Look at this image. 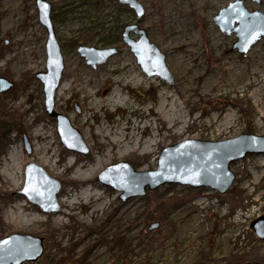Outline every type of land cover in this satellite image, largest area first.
I'll return each instance as SVG.
<instances>
[{
	"label": "rangeland",
	"instance_id": "1",
	"mask_svg": "<svg viewBox=\"0 0 264 264\" xmlns=\"http://www.w3.org/2000/svg\"><path fill=\"white\" fill-rule=\"evenodd\" d=\"M44 1L51 7L64 63L61 82L66 83L65 95L55 94L54 111L68 119L88 153L65 149L55 120L44 111L42 86L34 75L45 71L47 33L35 0H0V77L14 84L0 93V239L19 234L43 240L41 257L24 264H264V238L251 229L264 218V155L231 164L235 178L221 196L165 185L122 203L118 192L97 181L116 163L125 162L136 172L155 170L161 149L181 141L264 137V38L238 54L231 50L234 34H223L212 20L234 0H136L144 10L139 19L116 0ZM243 6L264 12V0H246ZM131 24L145 30L165 55L172 84L142 73L121 42L124 27ZM79 46L115 48L117 54L93 70L79 56ZM132 71L140 75L136 84ZM169 94L172 99L165 98ZM162 104L172 108V116L166 107L159 110ZM119 123L127 124L130 146L107 143L104 131L112 135ZM17 156L21 167L12 179ZM102 158L105 162L89 173ZM29 163L60 183L58 213L44 214L16 194ZM87 190L100 199L96 204L79 201ZM65 201L75 202L69 211ZM22 211L38 221H17ZM153 223L158 228L148 230Z\"/></svg>",
	"mask_w": 264,
	"mask_h": 264
},
{
	"label": "water",
	"instance_id": "2",
	"mask_svg": "<svg viewBox=\"0 0 264 264\" xmlns=\"http://www.w3.org/2000/svg\"><path fill=\"white\" fill-rule=\"evenodd\" d=\"M127 6L139 19L144 10L136 0H116ZM246 0H234L213 17L220 32L236 41L231 50L244 55L252 46L264 38V12H248L243 6ZM259 4L263 0H251ZM46 5V7H45ZM37 17L47 33L45 71L34 75L42 86L43 106L48 117L56 123V133L61 145L70 152L86 155L88 149L79 133L70 125L68 119L54 111L55 94L60 86L64 70L60 46L55 38L50 20V5L44 0H35ZM134 35L136 39L130 37ZM121 42L127 46L142 73L147 77H157L167 84L173 77L165 65V55L149 41L146 31L136 24L127 25L121 33ZM77 52L85 60L86 66L95 70L109 58L117 54L115 48L97 50L79 46ZM14 84L0 77V93L13 88ZM24 149L31 153L30 145L23 138ZM251 155H264V137L241 134L235 138L208 142L186 140L161 149L155 170L136 172L129 164L122 162L106 167L97 176V181L119 193L122 203L143 197L146 191H153L165 185H178L192 190L209 189L218 195H225L234 181L231 164ZM24 181L16 194L23 196L30 204L37 206L44 214L58 213L57 196L61 185L50 178L37 164L24 167ZM158 228L153 223L148 230ZM251 229L257 238H264V218L255 220ZM42 239L30 235L11 234L0 239V264H24L36 262L43 253ZM246 264H259L249 262Z\"/></svg>",
	"mask_w": 264,
	"mask_h": 264
},
{
	"label": "bare ground",
	"instance_id": "3",
	"mask_svg": "<svg viewBox=\"0 0 264 264\" xmlns=\"http://www.w3.org/2000/svg\"><path fill=\"white\" fill-rule=\"evenodd\" d=\"M169 22H170V20H169ZM165 25L167 24V22H163ZM181 47H182V49H183V51H185L186 49L184 48V45H181ZM182 52V51H181ZM130 77L132 78V80L134 81L133 83L134 84H136L137 82H139V79H140V75L139 74H135L133 71H132V73H131V75H130ZM263 83V82H262ZM66 85V83L64 82V81H62L61 83H60V86H59V88H58V96H59V98H62L64 95H65V93H66V89H65V86ZM93 90V89H92ZM90 92H91V89L89 90ZM192 92V91H191ZM114 93V92H113ZM80 94H81V92H80ZM117 95H118V93H117ZM116 95V96H117ZM89 97V96H88ZM115 97V96H114ZM118 97H121V95H118ZM165 98H169V99H172V96L169 94V95H167ZM118 99V98H117ZM120 99V98H119ZM168 99V100H169ZM187 99H189V98H187ZM112 100V99H111ZM164 100V99H163ZM92 101V100H91ZM118 102V101H117ZM165 102V101H164ZM163 102V103H164ZM170 103H173V102H170ZM167 104V103H166ZM90 105V104H89ZM95 105H97V103H95ZM161 107H162V109H164V107H166V108H168V112H167V114H169L170 116H172V114H170V112L171 111H173L172 110V108H170L169 106H164V104H162L160 107H159V110L161 111ZM263 109H264V106H262V108H261V111L263 112ZM90 111V110H89ZM91 111H92V109H91ZM167 111V110H166ZM140 112H141V110H140ZM163 115V114H162ZM169 116V117H170ZM143 120V119H142ZM176 121V120H175ZM174 121V122H175ZM85 123V122H84ZM126 123H119V125L117 126V130L115 131V132H113V134L112 135H105V131H104V136H106V139H107V143L109 144V145H111V146H120V148H123V145L122 144H124V145H126V146H130V144H129V142H128V138H127V135L125 134L126 132H127V129L128 128H126ZM133 126V125H132ZM178 127V126H177ZM138 128H139V126L137 125V126H134L133 127V130L132 131H134V130H138ZM109 132V131H108ZM100 133V132H99ZM103 133V132H102ZM93 135V134H92ZM96 135V134H95ZM132 135V134H131ZM133 135H135V136H137V134H133ZM110 137V138H109ZM153 137L151 136L150 137V139L149 140H153L152 139ZM105 139V140H106ZM94 140V139H93ZM104 140V141H105ZM137 141V144L141 141H139V140H136ZM103 142V141H102ZM94 143H95V141H94ZM44 144V143H43ZM93 145V144H92ZM94 146L96 147V146H99V143H98V141H97V145L96 144H94ZM152 146V145H151ZM151 146H149V147H151ZM107 147V146H106ZM21 156H17L16 157V159L14 160V162L12 163V165H11V170H13V173H12V179H14L15 177H14V175H15V171H17L20 167H21ZM75 162H76V160H75ZM103 162H105V158H102V159H98L94 164H92V168H91V171L90 170H88L87 169V171H89V173L90 172H92V169H93V166H96V165H99V164H101V163H103ZM70 163V162H69ZM74 165V164H73ZM20 171V170H19ZM18 171V172H19ZM87 171H86V173H87ZM88 173V174H89ZM92 174V173H91ZM91 174H89L88 176H90ZM5 176H6V173H5ZM84 176V175H83ZM88 176L86 175L85 177H87L88 178ZM83 178V177H82ZM11 179V180H12ZM16 180V179H15ZM14 180V181H15ZM87 180V179H86ZM88 181V180H87ZM13 182V181H12ZM91 187V186H90ZM90 189V188H89ZM98 196L96 195V194H93V193H91V190H87V191H85V192H83L82 193V195L80 196V198H78L79 199V201H85V200H87V201H90V203L92 202V203H95L96 204V202L98 201V200H100L99 198H97ZM101 197V196H100ZM76 199V198H75ZM75 199H72V200H75ZM59 201H63V200H59ZM71 202V201H70ZM63 203H65V210H68L69 211V209H71V207L75 204V202L73 201V202H71L70 204H67L68 202L67 201H65V202H63ZM89 204V203H88ZM87 204V205H88ZM95 204H94V208L95 207H97L98 205H96L95 206ZM64 206V205H63ZM99 206H101V205H99ZM96 210V209H95ZM94 210V211H95ZM14 213V212H13ZM22 213H24V211H22L21 212V214H17L16 215V217H15V219L17 220V221H19V220H21V218H22V221L25 223V224H27V225H30V224H33L34 223V221H38V216H36V215H34V214H32V213H28V214H22ZM68 213V212H67ZM62 216H64V214H62ZM25 218H26V220H25ZM15 221V220H14ZM18 223V222H17ZM23 223V224H24ZM56 225H58V224H60L61 222H60V220H56ZM22 224V223H21ZM24 224V225H25Z\"/></svg>",
	"mask_w": 264,
	"mask_h": 264
},
{
	"label": "snow or ice",
	"instance_id": "4",
	"mask_svg": "<svg viewBox=\"0 0 264 264\" xmlns=\"http://www.w3.org/2000/svg\"><path fill=\"white\" fill-rule=\"evenodd\" d=\"M45 7H46V5H45Z\"/></svg>",
	"mask_w": 264,
	"mask_h": 264
}]
</instances>
